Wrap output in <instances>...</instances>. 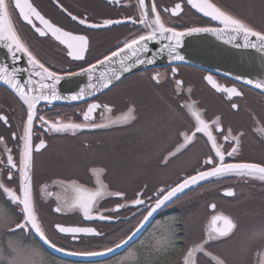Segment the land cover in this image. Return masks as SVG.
<instances>
[{"label": "flooded vegetation", "instance_id": "flooded-vegetation-1", "mask_svg": "<svg viewBox=\"0 0 264 264\" xmlns=\"http://www.w3.org/2000/svg\"><path fill=\"white\" fill-rule=\"evenodd\" d=\"M30 3L50 23L73 35L87 38V49L83 59L74 60L68 55L69 49L61 44L49 32L41 37L31 25L19 17V10L13 14V23L22 42L31 54L51 71L59 75L80 72L113 51L123 47L125 41L146 33L148 28L139 23L140 10L138 0H29ZM226 12L249 23L256 30L264 31V0H212ZM168 26L177 31L192 27H213L214 24L196 14L188 0H152ZM181 5V11L172 15L171 9ZM168 9V11H165ZM78 17L76 21L71 15ZM79 19H85L80 24ZM37 27L44 28L33 18ZM106 20H119L120 24L90 28L88 24L104 25ZM137 23L133 24L132 21ZM46 30V29H45ZM75 44V42H74ZM78 45L74 46V50ZM172 69H176L175 72ZM159 74L160 83L152 79ZM211 75L221 88H237L241 96H229L226 91H217L205 79ZM176 80L182 81L178 87ZM189 89L191 90L189 92ZM99 104L93 113L94 122L109 123L134 108L135 119L130 123L110 124L107 128H83L64 132L50 130L54 122L85 123L83 113L88 105ZM202 117L209 123L218 145L225 152L227 163H257L264 166V135L257 134V121L264 123V94L223 76L191 66L170 65L148 69L118 82L115 86L91 100L71 105H39L37 116L33 120L32 168L31 180L33 198L39 219L47 235L57 246L67 252L105 251L115 248L116 244L133 231L143 221L157 198L184 179L207 171L212 165L204 161L215 156L211 143L203 133L195 132V119L182 108L193 104ZM237 105L236 108L232 104ZM111 108L108 112L104 106ZM103 114V117L102 115ZM44 116L48 124L39 120ZM0 179L13 189L19 188L21 151L23 147L24 126L27 123V107L7 88L0 86ZM219 117L222 131H215L212 123ZM231 136L225 140V136ZM190 138L180 151L177 148L185 144L184 134ZM193 133L195 134L193 136ZM233 137L239 138V143ZM43 140L45 147H36ZM233 147L237 152L227 156ZM10 150V151H9ZM175 153V155H172ZM12 155L17 168L8 165V156ZM218 162V158H217ZM11 168L12 180H8ZM92 168H102L103 182L109 192H122L123 198L105 194L92 207V219H85L79 209L63 207V201L71 196L65 193L59 182L76 180L87 188L97 187L91 174ZM48 190L61 197V212H56L55 196H43L41 189ZM164 189V193L160 192ZM231 190L233 196H225ZM143 204L134 205L135 199ZM215 204L213 210L210 206ZM120 205H124L120 207ZM10 211L20 223L19 209L0 196V208ZM223 213L237 224L234 238L216 242L211 248L214 254L227 261V264H243L242 249L249 244L252 233L264 226V181L235 175L213 177L185 189L172 201H168L144 223L131 244L134 251L145 253L143 264H183L185 249L200 242L207 231L211 216ZM105 217L100 219L99 217ZM63 227L92 228L98 235L87 233H60L56 229ZM14 227V226H13ZM4 233V237L15 234ZM170 234L180 237L177 247L166 246L164 250L154 252L150 243L152 236L164 238ZM23 240H32L40 247L37 239L17 232ZM139 234V235H138ZM151 242V241H150ZM147 245L150 247L148 248ZM6 247V244H4ZM254 257L264 248V240L252 245ZM7 251V248H4ZM51 259L70 264H84L64 261L51 255L44 247L41 249ZM121 253L107 261L89 264H101L126 256ZM207 258H202L203 261Z\"/></svg>", "mask_w": 264, "mask_h": 264}, {"label": "snow or ice", "instance_id": "snow-or-ice-1", "mask_svg": "<svg viewBox=\"0 0 264 264\" xmlns=\"http://www.w3.org/2000/svg\"><path fill=\"white\" fill-rule=\"evenodd\" d=\"M188 4L192 8H195L198 12L203 13L204 16L210 17L212 21H217L222 27H192L186 31H176L173 27L168 26L164 19L162 18L160 12L157 9L155 3L151 4L150 9H146L145 0H138L137 7L140 10L139 23L149 29L147 33H142L139 36L132 38L130 41H125L123 47L117 51H113L111 55L106 56L104 60L98 61L99 64H104L106 61H111L113 57H119L121 53H125L124 58L121 59L124 71H130L137 63L144 64L145 62L151 64L154 62L153 59L141 58L138 53L148 54L152 52L149 48V43L155 41L160 43L161 41H167L168 43L161 44L159 52L163 54L165 50L168 55L175 60L183 61L184 56L180 55L176 51L182 44V38L185 36H191L194 34H213L217 36L227 35L228 39L224 40V43H232L234 47L244 48L254 50L257 53L264 54V31L256 30L249 23L244 20L233 16L232 14L226 12L221 7L217 6L212 0H188ZM19 10V17L22 20L33 27V29L39 33L41 37L48 35L50 32L53 37H55L61 44H64L69 49L68 55L74 60L83 59V53L87 49V38L83 35H73L71 32L64 31L60 27H57L49 22L41 13L33 6L29 0H0V47L6 48L9 53L12 54L13 62H16V53L21 52L27 56L28 64L31 66V71L28 69L13 68L11 72L9 68L4 65L0 66V81L12 88L18 95L19 98L27 105V123L24 126V134L21 138L23 140V147L21 151L20 166L18 168L19 172V188L13 189L8 186L0 179V196L4 197L8 203L13 206V210L19 209L18 215L21 216L20 223H15L14 227L9 228V232L16 234V230H20L27 236L38 239L40 242L39 248L34 247H21L16 241L9 238V243L7 246V252L3 246H0V264H39V257L41 254V249L46 246L48 249H53L55 252H64L62 247L57 246V244L49 238L46 233L45 228L39 219L36 204L33 198L32 180L30 176V170L32 168V144H31V133L33 120L37 116L36 104L39 100H59L62 97L57 94L55 85L60 82L62 77L58 75L55 71L49 70L43 63H41L36 57H34L26 45L22 42L21 37L13 23V14ZM168 11V9H165ZM181 11V5L176 4L173 9H171L172 15H177ZM71 15V13H69ZM150 15L153 18H149ZM33 18L39 21L44 28L37 27L34 23ZM71 19L76 21L77 16L71 15ZM80 24H85V19H79ZM119 20H106L104 25L98 24H88L90 28H99L105 25L120 24ZM133 24L137 23L136 20L132 21ZM46 29V30H45ZM239 43L238 41H241ZM75 42V44H74ZM78 45V49L74 50V46ZM130 53V55H129ZM135 57L131 65L124 64V59H131ZM96 68V65H92L90 68L83 69V73H88L91 79L92 70ZM22 71H29V78L21 83L20 79L16 78V74ZM173 72L176 69H172ZM81 73L71 72L69 76H77ZM33 76L40 78L39 87L41 89H50L51 96L43 95H29L30 92L34 91L31 87L34 84L32 79ZM119 78V77H117ZM100 79H103L101 76ZM158 84L161 82L159 74L152 77ZM205 79L211 84L217 91H226L229 96H241L242 93L237 90V88H221L211 75L205 77ZM45 81H51L52 83H45ZM245 84L252 85L255 89L260 90L264 93V79H245L243 81ZM176 84L179 87L182 81L176 80ZM89 87H95V85L89 84ZM103 87H109V82L105 81ZM191 90L189 89V92ZM85 95V90L80 89L79 93L72 95L71 100L83 99ZM99 104L88 105L87 111L83 113V120L85 123H61L59 121L54 122L50 125V130L56 132H64L72 130L73 133L76 130L83 128H107L110 124L117 123H130L136 117L134 115L135 109L129 108L127 112L123 113L115 119H111L109 123L104 122H94L93 113L96 109L100 108ZM186 109L188 113L195 119L196 126L195 132L203 133L207 136V140L211 143V148L215 151V156H209L204 163L207 165H212V167L207 171H199L196 175L190 176L183 180V182L177 184L175 187L170 188L166 194L162 197L157 198L154 206L150 207L147 211V215L143 216V221L140 225L131 233L127 235L125 239H122L116 244L115 248L109 247L106 249L107 253H113L118 255L120 252L127 254L126 257L122 259L132 258L135 259L138 264V255L135 253L133 246L129 244L133 238L140 232L141 228L144 227V223L149 220L157 209H160L168 201H172L174 197H177L179 193H184L185 189L190 188L193 185L199 184L201 181H207L213 177H223L229 175H235L239 177H247L252 179H259L264 181V166L257 163H227L225 162V152L221 150V146L217 143V138L213 135V130L210 129L209 123L202 117V114L198 109L195 108L193 104H185L181 106ZM233 108H236L235 103L232 104ZM104 108L111 112V108L107 105ZM103 117V114H101ZM44 124H48V121L44 119V116H39ZM0 120L6 119L4 116H0ZM215 125V131H222L220 128L219 117L212 122ZM258 127L256 129L257 134L264 135V123L257 121ZM195 134L193 133V136ZM229 135L225 136V140L229 139ZM185 144L177 148L180 151L181 148L186 146L190 142V138L185 133ZM236 143H239L238 137H233ZM45 147L44 141L41 140L40 144L36 147L39 151L40 148ZM10 151V150H9ZM237 152V148L233 147L231 151L227 152V156L231 157ZM175 155V153H172ZM218 158V162H217ZM8 165L11 168H17L16 163L13 162L12 155L8 156ZM11 168L8 171V180H12ZM104 170L102 168H92L91 174L95 178L97 187L95 189H90L84 185L78 183L76 180H71L67 183L64 181L59 182V187L63 189L65 193L71 191V196L67 197L62 203L64 208L68 209H79L83 212L85 219H92L91 211L93 205L96 201L104 196L105 194L111 196H117L123 198L124 193L122 192H109L107 185L104 184L102 176ZM164 189H160L161 193H164ZM43 196L53 197L55 196L57 200L56 212H61L63 209L61 207V197L57 193L50 192L48 186H44L41 189ZM225 196H233L234 192L231 190L224 192ZM134 205L143 204L142 199H135L132 201ZM124 205H120L123 207ZM213 210L216 209V205L212 204L210 206ZM100 219L105 217L101 216ZM7 222V216L0 209V223ZM236 222L226 214L218 213L211 216L210 225L205 232L204 236L201 238L200 242L194 243L187 247L183 253L182 261L183 264H202V258H207L203 261V264H227V261L217 254L211 251V248L216 242L224 240L226 238H234L236 229ZM56 229L60 233H87L92 235H98L92 228H81V227H63L59 224L56 225ZM180 237L173 235L171 240L166 243L170 247H177L175 243ZM257 240H264V226L255 230L249 237V244L242 249L243 253V264H264V248H261L256 252L255 256H252L254 251L252 245L256 243ZM159 243V242H158ZM106 252L98 251H84V252H67L66 255H80V256H103Z\"/></svg>", "mask_w": 264, "mask_h": 264}, {"label": "water", "instance_id": "water-1", "mask_svg": "<svg viewBox=\"0 0 264 264\" xmlns=\"http://www.w3.org/2000/svg\"><path fill=\"white\" fill-rule=\"evenodd\" d=\"M151 4L152 0H145L146 9H150ZM192 9L196 14L211 21L214 24L213 27H222V25H220L217 21H212L210 17L204 16L203 13L198 12L195 8ZM149 18L151 19L153 17L150 15ZM226 39H228V36L226 34L223 36H217L205 33L183 37L181 46L176 49V51L179 52L180 55L184 56L183 61L173 59L168 55L166 50L163 54L159 52L161 44L168 43L167 41H161L160 43H156L155 41L150 42L149 48L152 49V52L148 54L138 53V55H141V58H144L146 61L147 59H153L154 57L153 63H137L134 67L131 68L130 71H124L121 59L124 58L125 53H121L119 57H113L111 61H106L104 64H94L96 65V68L92 70L91 79L89 78L88 73H83L82 71L78 72L81 74L77 76H69L68 74L60 75L62 79L58 84L55 85V87L57 94H59L62 99H41L37 102L36 108L39 105H71L88 101L104 93L108 89L115 86L118 82L129 76L148 69L170 65H183L202 69L210 73H214L230 80L236 81L262 93L260 90L255 89L252 85L245 84L243 81L245 79H253L254 81L257 79H264V54L257 53L256 51L250 49L234 47L233 44L236 42L226 44L224 43V40ZM238 42L242 43V40ZM16 58V62L14 63L12 54L9 53L6 48L0 47V66L6 65L9 68L10 72L13 68L28 69L29 71H31V66L28 64V59L25 54L17 52ZM134 59L135 57H132L131 59H124V64L131 65ZM29 71H22L20 73H17L16 78L20 79L21 83H23L24 80H27L29 78ZM101 76H103V79H100ZM32 79L34 81V84L31 87L34 89V91L30 92L29 95H40L41 93H43V95H48L49 97L51 96L50 89H41L39 87V77L33 76ZM105 81L109 82V87L107 88L103 87V83ZM45 83L52 82L45 81ZM89 84L95 85V87H89ZM0 86L5 87L9 91H11L18 98V100L23 105H25L19 98V95L12 88L4 84L2 81H0ZM81 88L85 90L83 99L71 100L70 97L72 95L78 94ZM25 106L27 107V105ZM31 174L32 172L30 170V176ZM19 231L20 230L18 229L16 230V232ZM135 240L136 236L132 241H129V244H132ZM44 248L53 256L66 261L77 263L101 262L117 256L113 253H107L106 250L101 251L106 252V254L103 256H73L66 255L67 251L55 252L53 249H48L46 246H44ZM121 253L123 252H120L119 254Z\"/></svg>", "mask_w": 264, "mask_h": 264}, {"label": "rangeland", "instance_id": "rangeland-1", "mask_svg": "<svg viewBox=\"0 0 264 264\" xmlns=\"http://www.w3.org/2000/svg\"><path fill=\"white\" fill-rule=\"evenodd\" d=\"M2 210L7 216V222L0 223V246L7 248L8 243H9V238H11L14 241H16L21 247L39 248L33 240L30 243H27L26 241L23 240V237L19 234H15V235H12L9 237L3 236L4 233L7 230H9L10 227L15 226V223L17 221H16V218L13 216V214H11L10 211H7L4 207L2 208ZM168 240H171L169 233H168V236H166L164 238H161L160 236L156 237L153 235L151 240H149L148 242L150 243L149 245L151 246L152 251L159 252V251H162L165 249V247L167 246L166 242ZM4 244H6V247L4 246ZM147 247L150 248L148 245H147ZM5 252H7V251H5ZM135 253L138 255V264H143L144 263L143 255L145 253L138 252V251H135ZM126 256H124V257H126ZM122 258L123 257L116 259V260H113V261L101 263V264H137L135 259H132V258L122 259ZM39 264H70V263L53 260L47 254H44L43 251H41V254L39 257Z\"/></svg>", "mask_w": 264, "mask_h": 264}, {"label": "bare ground", "instance_id": "bare-ground-1", "mask_svg": "<svg viewBox=\"0 0 264 264\" xmlns=\"http://www.w3.org/2000/svg\"><path fill=\"white\" fill-rule=\"evenodd\" d=\"M8 233V232H7Z\"/></svg>", "mask_w": 264, "mask_h": 264}]
</instances>
